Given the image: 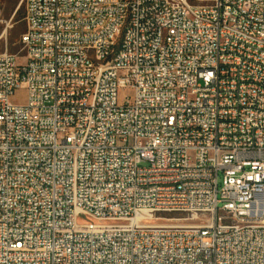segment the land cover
<instances>
[{"label": "built area", "instance_id": "obj_1", "mask_svg": "<svg viewBox=\"0 0 264 264\" xmlns=\"http://www.w3.org/2000/svg\"><path fill=\"white\" fill-rule=\"evenodd\" d=\"M21 4L0 264H264V0Z\"/></svg>", "mask_w": 264, "mask_h": 264}, {"label": "rangeland", "instance_id": "obj_2", "mask_svg": "<svg viewBox=\"0 0 264 264\" xmlns=\"http://www.w3.org/2000/svg\"><path fill=\"white\" fill-rule=\"evenodd\" d=\"M3 4V23H0V54L9 53L17 56H22L24 51L20 43L21 35L26 30V24L23 21L25 14V6L21 4L22 0H1ZM213 1V0H212ZM212 1H196L198 4H210ZM21 5V6H20ZM18 7L22 8L21 16L18 20L15 12ZM18 20V21H16ZM23 62V60H19ZM130 90H122L120 97L132 96ZM27 101L26 91L24 88L16 91L12 97V102L15 105H24Z\"/></svg>", "mask_w": 264, "mask_h": 264}, {"label": "bare ground", "instance_id": "obj_3", "mask_svg": "<svg viewBox=\"0 0 264 264\" xmlns=\"http://www.w3.org/2000/svg\"><path fill=\"white\" fill-rule=\"evenodd\" d=\"M198 1H212V0H198ZM36 129H47V122H36Z\"/></svg>", "mask_w": 264, "mask_h": 264}, {"label": "trees", "instance_id": "obj_4", "mask_svg": "<svg viewBox=\"0 0 264 264\" xmlns=\"http://www.w3.org/2000/svg\"><path fill=\"white\" fill-rule=\"evenodd\" d=\"M21 10H22V8H19V10L16 12V15H15L18 20L20 19V16H21ZM18 20H16V21H18Z\"/></svg>", "mask_w": 264, "mask_h": 264}, {"label": "water", "instance_id": "obj_5", "mask_svg": "<svg viewBox=\"0 0 264 264\" xmlns=\"http://www.w3.org/2000/svg\"><path fill=\"white\" fill-rule=\"evenodd\" d=\"M19 8H20V7H18V9L16 10V12L19 10ZM16 12H15V14H16Z\"/></svg>", "mask_w": 264, "mask_h": 264}]
</instances>
